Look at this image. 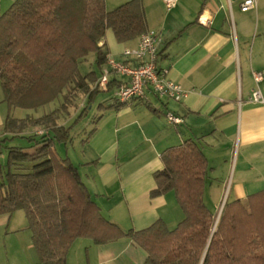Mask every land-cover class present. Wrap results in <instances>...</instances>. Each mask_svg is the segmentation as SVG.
I'll use <instances>...</instances> for the list:
<instances>
[{
    "label": "trees",
    "instance_id": "16d2710c",
    "mask_svg": "<svg viewBox=\"0 0 264 264\" xmlns=\"http://www.w3.org/2000/svg\"><path fill=\"white\" fill-rule=\"evenodd\" d=\"M107 29L118 43L138 37L147 29L142 0L111 9L105 0H13L0 14V86L8 108L37 109L62 97L58 108L40 117L6 116L2 130L8 136L0 138V215L24 212L41 264H67L77 238L103 245L121 237L146 252L143 264H264V188L244 199H226L216 220L204 201L211 168L196 139L161 151L162 168L153 172L150 196L172 191L183 213L173 227L159 218L146 228L123 230L102 214L78 166L56 153L55 144L67 143L71 128L103 92L94 83L108 54L105 43L99 44ZM89 53L96 69L82 74L79 65ZM77 92L85 95L82 108L68 125L57 124ZM126 104L114 98L107 107ZM29 125L43 129L26 137L28 145H2Z\"/></svg>",
    "mask_w": 264,
    "mask_h": 264
},
{
    "label": "crops",
    "instance_id": "0c3cea01",
    "mask_svg": "<svg viewBox=\"0 0 264 264\" xmlns=\"http://www.w3.org/2000/svg\"><path fill=\"white\" fill-rule=\"evenodd\" d=\"M125 1L105 0V5L111 9ZM12 2L0 0V14ZM241 2L177 0L167 9L163 0H142L147 29L157 30L160 35L159 64L168 69V78L178 83L185 95L173 101L146 89L144 98L115 109L107 105L113 103L115 89L123 77L116 75L109 82L110 89L102 90L108 95L98 104L106 108L84 143L93 149V157L80 162L78 172L102 214L123 230L143 229L159 218L169 227L181 220L172 191L154 197L150 191L155 187L153 172L162 168L161 151L188 138L199 142L211 168L204 194L207 188L209 196L215 190L217 193L218 182L227 178L234 154L230 185L233 200L264 188V102L250 99L252 91L258 89L264 100V0H256V6L247 11L240 10ZM137 39L118 43L107 29L99 44L105 43L108 56L123 60V48L134 47ZM90 70L93 69L81 73ZM252 72L261 74L258 82ZM55 101L57 104L48 112L58 108L62 98ZM15 109L8 108L0 86V138L8 136L2 130L8 114L15 118L46 114L26 109L16 117ZM169 110L180 115L183 123H168L164 113ZM56 120L63 125L58 123L59 114ZM42 129L29 125L16 138L26 139ZM93 160L96 163L90 164ZM12 215H0V234L6 227L2 246L0 242V264H41L31 232L27 241L21 240L27 251L20 249L17 241V248L6 244V238H13L7 233ZM84 245V264H143L147 257L127 237L103 245L87 240ZM69 261L68 254L67 264Z\"/></svg>",
    "mask_w": 264,
    "mask_h": 264
},
{
    "label": "built area",
    "instance_id": "2783aa9c",
    "mask_svg": "<svg viewBox=\"0 0 264 264\" xmlns=\"http://www.w3.org/2000/svg\"><path fill=\"white\" fill-rule=\"evenodd\" d=\"M167 9L172 8L177 0H163ZM256 6V0H242L240 10L247 11ZM201 21V18H200ZM160 35L157 30L146 29L139 34L134 47H124L123 60H117L112 56L106 57L101 66L94 87L99 90H107L108 83L113 77L119 75V85L115 89L114 98L119 102L129 103L134 99H142L145 90L148 89L160 98L179 101L185 95V90L168 78V69L159 64ZM253 79L258 82L261 79L259 72H252ZM251 100L263 103V97L258 89L251 93ZM164 116L170 124H181L183 118L173 111H166Z\"/></svg>",
    "mask_w": 264,
    "mask_h": 264
},
{
    "label": "rangeland",
    "instance_id": "374dc122",
    "mask_svg": "<svg viewBox=\"0 0 264 264\" xmlns=\"http://www.w3.org/2000/svg\"><path fill=\"white\" fill-rule=\"evenodd\" d=\"M117 1V0H115ZM123 3V2H122ZM80 72H84L86 69H96L95 65V56L93 53H89L87 57L81 62L80 66ZM78 95V96H77ZM107 93H97L94 100L90 103V105L87 107L86 114L82 116L71 128L70 130V138L67 141L66 144L56 143L55 144V150L56 153L61 157H69V159L74 163L75 165H79L80 162L86 160V159H92L94 151L93 149L89 148L88 145H84L85 142H83L81 139H84L87 137L88 132L90 129L97 124V118L98 116L103 113L105 110V106L103 108H98V102L99 100H102L104 97H107ZM61 97V96H60ZM78 97V98H76ZM62 98V97H61ZM60 100V98L58 99ZM74 104L70 106L66 111H61L59 113V120L58 123H62L63 125H68L73 121V119L76 117L77 113L80 111V109L83 106L84 103V95L81 92H77L76 96L73 98ZM58 101H55L54 103H49L46 106L41 107L40 109H37V113H49L48 110L52 109L53 106L57 104ZM60 105V104H59ZM79 108V109H77ZM26 111V109L17 108L14 111V115L18 117L19 115H23V112ZM34 111V109H33ZM22 112V113H21ZM37 137V136H36ZM29 141L27 139H21L20 137L12 138L9 140L8 145H20L25 146L28 145ZM2 161H5L6 157V148L2 147ZM91 157V158H90ZM234 163H235V154L233 155V160L230 165V170L228 173V176L226 179L223 180V182L220 180L218 182V189L217 193L215 190V193H212L213 195L208 194L209 189L207 188V192L204 194V201L206 205L209 207V209L216 213V220L218 218L220 205L222 206L224 201L228 199V201L233 200V194H232V176L234 175ZM178 207V205H177ZM179 208V207H178ZM181 213V218L183 217V213L181 209H179ZM13 217V223L8 226L7 233H9L13 238H6L5 242L10 248H17V245H15V241L18 242V246L23 251H27L26 249V243L21 241L22 239L27 238L30 236V231L27 228V221L24 215V212L22 210L15 211L12 215ZM15 227V228H12ZM19 230H14V229ZM5 228L3 227L1 230V236H0V242L1 246L3 245L4 238L2 240L3 234L5 233ZM26 240V241H27ZM87 238H77L74 240L68 250L69 254V264H77V261L80 262V264L83 262L87 263L86 256H83V248L84 244L87 243ZM84 243V244H83ZM93 243V242H92ZM94 244V243H93ZM68 254H67V260H68Z\"/></svg>",
    "mask_w": 264,
    "mask_h": 264
},
{
    "label": "water",
    "instance_id": "95a60500",
    "mask_svg": "<svg viewBox=\"0 0 264 264\" xmlns=\"http://www.w3.org/2000/svg\"><path fill=\"white\" fill-rule=\"evenodd\" d=\"M221 208H222V206H221ZM221 208H220V210H219V214H220ZM219 214H218V215H219Z\"/></svg>",
    "mask_w": 264,
    "mask_h": 264
}]
</instances>
